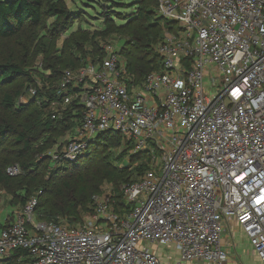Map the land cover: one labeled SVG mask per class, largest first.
Returning a JSON list of instances; mask_svg holds the SVG:
<instances>
[{
	"label": "built area",
	"instance_id": "1",
	"mask_svg": "<svg viewBox=\"0 0 264 264\" xmlns=\"http://www.w3.org/2000/svg\"><path fill=\"white\" fill-rule=\"evenodd\" d=\"M157 11L175 22L158 71L136 82L118 39L104 40L101 59L63 71L49 105L54 119L83 107L50 172L101 133L121 134L127 162L144 168L122 187L129 211L110 183L76 224L38 219L32 196L0 229V258L23 249L21 264H163L151 246L173 244L182 261L223 264L236 222L264 264V0H157Z\"/></svg>",
	"mask_w": 264,
	"mask_h": 264
},
{
	"label": "trees",
	"instance_id": "2",
	"mask_svg": "<svg viewBox=\"0 0 264 264\" xmlns=\"http://www.w3.org/2000/svg\"><path fill=\"white\" fill-rule=\"evenodd\" d=\"M72 1L73 4L81 6L71 9L66 0H0V39H19L23 50L17 55H7L0 51V151H6L9 156L5 160L0 159V185L16 194V203H21L22 206L35 191L36 188L32 184L35 183L41 187H37V190L43 192L37 195V218L50 221L63 217L71 224H76L91 211L92 196L100 192L106 182L113 185L117 203L121 207L119 211H129L130 206L125 204L122 187L135 179L144 168L142 165L131 167V163L126 160L128 148L114 158L108 152L105 153L104 148L116 143L121 144L122 139L120 133L105 132L101 133L88 151L77 160L49 171L53 178L55 174L69 172L68 178L55 185L53 180L46 181L43 176L42 168L49 169L50 158L42 153L67 134L83 116V107L74 103L62 118H52L50 102L60 99L52 86L57 84L65 69L82 66L88 55L85 49L76 50L82 47L79 46V41L67 45L60 55L48 53V48L43 49L42 44L47 45L51 36L68 31L79 19L89 15L83 6L93 9L96 5L102 9L107 7L106 0ZM108 1L110 10L102 12L100 18L106 27L102 34L107 35L114 30L126 33V40L121 46L122 53L135 81L142 82L147 74L160 69L161 57L157 52V45L164 34V26L172 28L175 22L166 21L159 15L157 0H133V7H129L131 11L125 14L118 9L127 8L126 0ZM50 18L54 21L49 25ZM116 19L121 23L116 24ZM40 29L46 33L36 42L38 34L35 33ZM28 30L32 31L31 36H28L30 41L22 37ZM88 38L93 45L90 47L92 57L95 60L101 59L102 43L96 40L95 34ZM33 47L46 53L44 69L50 71V78L53 80L49 82V88L44 72L34 75L29 69L31 60L28 57ZM81 52L84 54L79 55ZM27 82V87L34 85L37 90L35 104L30 106L21 105L18 100ZM40 154L43 157L36 158ZM85 160L86 164L83 165ZM114 160L117 163H114ZM132 161L134 162V159ZM14 163L21 164L28 179L31 177L27 185L18 182L21 186H15L12 178L17 175L12 176L7 172V168ZM17 190L20 191L17 193ZM4 225L0 223V229ZM27 255V250L16 249L8 256L0 258V264H21L19 258Z\"/></svg>",
	"mask_w": 264,
	"mask_h": 264
},
{
	"label": "rangeland",
	"instance_id": "3",
	"mask_svg": "<svg viewBox=\"0 0 264 264\" xmlns=\"http://www.w3.org/2000/svg\"><path fill=\"white\" fill-rule=\"evenodd\" d=\"M125 2L128 3L127 8L126 9H118L120 10V12H123V14L128 13L131 11V9H129L130 6L133 7V0H126ZM66 3L68 5L69 8L74 9L77 6H81L80 4H73L72 0H66ZM109 1L106 0V8L102 9L99 5H96V8H91V7H86L83 6L85 9V11L87 10V12L89 13V15H87L86 17H82L81 19H79L76 23H74L72 25V27L69 28L68 31H64L61 32L60 34H57L55 36H51V39L47 41V45L42 44L43 49L44 48H48V53L50 54H56V55H60L62 54L63 49L67 46V45H73V43L75 41H79L81 43L82 46L81 48H77L76 50H80L81 49H85L86 55H92V49L90 47H93V45L90 43L91 39L88 38V36H92L93 34L96 35V40H99L101 43L104 40H110V39H118V43L120 46H123L124 41L126 40V33L122 32H116L115 30L106 34H102V31H105V23H103V20L100 19L102 18V12L110 10L109 7ZM112 9V8H111ZM54 21L53 18L48 19V24L50 25L52 22ZM116 24H120L121 21L118 19L115 20ZM31 30H28L27 33L23 34V38L24 39H28V36H31ZM46 31L45 30H38L36 31L35 34H38V38L36 40V42L42 37L43 34H45ZM163 35L161 36V38L163 39ZM160 39V40H162ZM29 41L31 39H28ZM22 42L19 41V39H0V51H3L5 54L7 55H17L20 54L23 50H22ZM35 45V44H34ZM76 45V44H74ZM97 48V46H96ZM35 50V51H34ZM42 49H34V47L32 48V51L29 54L31 63L29 66V69H31L34 73V75H36L37 73L39 74L40 72H44L45 76L47 77V81L52 82L53 80L50 78V71L44 69L45 66V60H46V53L41 51ZM80 51H76V52H80ZM84 54V53H79V55ZM125 56V55H124ZM43 80V79H41ZM46 81V82H47ZM29 83L27 82L24 86V88L22 89V95L19 97V102L21 105H26V106H30L31 104H35L36 98H37V94H34L31 90V88L35 89L36 87L34 85H32L31 87H27ZM207 90V89H206ZM214 92V91H213ZM212 92V93H213ZM68 133L65 134L64 136H61L60 139H58L57 141H55L51 146L47 148V150L42 153L45 155H49L54 147V145H56L57 143H59L62 139H66L68 140ZM128 148V146L123 143L122 139H121V144H113L111 147H107L104 148V152H108L109 154H111L113 156V158L115 156H117L121 151H123L124 149ZM129 149V148H128ZM44 155V156H45ZM143 157H145L146 155L143 154ZM8 154L6 151L1 150L0 151V159L5 160L6 158H8ZM43 157V155H38V159H41ZM83 157V156H82ZM81 157V158H82ZM136 160L140 159V157H136ZM86 161H83V165L86 164ZM114 163H117L116 160L113 161ZM14 164H19V163H14ZM13 164V165H14ZM50 164V163H49ZM19 166L21 167V174L13 177V182H15V186H21L18 182H24V184L27 185V183L29 182V180L31 179V177L28 179V176L25 175V172L23 170V167L21 166V164H19ZM42 171L44 172V178L47 181L53 180L52 182H54L55 185L58 184V182H60L63 179H66L69 177V172L68 174H55V177H51V173L49 172V169L46 170L44 168H42ZM25 177H27V179H25ZM58 179V180H56ZM55 180V181H54ZM107 183V182H106ZM104 183V184H106ZM34 184V189L35 191L33 192V194H31L30 196H37L38 193H43L40 192V190H37V185ZM19 188V187H17ZM41 188V187H38ZM24 189H22L23 191ZM20 190H17V193ZM17 196L16 194L8 191L5 187H3L2 185H0V213H1V209H3V207L9 206V211L4 215L5 218L9 219H13V215L15 216L16 213L18 212V210L21 207V203H16L17 201ZM9 213V214H8ZM3 219V223H5L6 219ZM151 246V245H150ZM151 248L153 250H155L159 256L161 257L162 263L163 264H179L180 263V255L179 253L175 250L173 244H169V245H160V246H155L152 245ZM247 254V253H246ZM249 264H258L257 263V259L254 258H249V255H247ZM259 260V259H258ZM185 262V261H183ZM259 262V261H258ZM187 264H190V262H186ZM260 264V262H259Z\"/></svg>",
	"mask_w": 264,
	"mask_h": 264
},
{
	"label": "crops",
	"instance_id": "4",
	"mask_svg": "<svg viewBox=\"0 0 264 264\" xmlns=\"http://www.w3.org/2000/svg\"><path fill=\"white\" fill-rule=\"evenodd\" d=\"M9 208H10L9 206H6L3 207V209H1L0 223H3V219L5 218L4 215L9 211ZM5 219H6L5 223L12 220V219L8 220V218ZM221 242L223 247L226 249L228 253V259L223 264H249L247 255H249V258L257 259V263L259 264L260 260H258L259 258L256 255L249 238L247 237L241 226H239L236 222H232L227 226L225 232L223 233ZM179 264H187V263L186 261L183 262L180 259ZM190 264H208V263L201 261Z\"/></svg>",
	"mask_w": 264,
	"mask_h": 264
},
{
	"label": "snow or ice",
	"instance_id": "5",
	"mask_svg": "<svg viewBox=\"0 0 264 264\" xmlns=\"http://www.w3.org/2000/svg\"><path fill=\"white\" fill-rule=\"evenodd\" d=\"M237 179H238V180H239V179H242V177H238ZM260 200H264V196L260 197L259 200H258L257 202L259 203Z\"/></svg>",
	"mask_w": 264,
	"mask_h": 264
}]
</instances>
